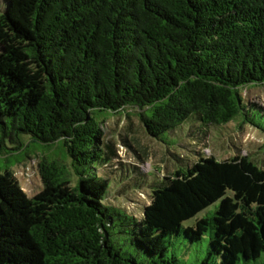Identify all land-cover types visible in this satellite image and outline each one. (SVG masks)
<instances>
[{
  "label": "trees",
  "instance_id": "obj_1",
  "mask_svg": "<svg viewBox=\"0 0 264 264\" xmlns=\"http://www.w3.org/2000/svg\"><path fill=\"white\" fill-rule=\"evenodd\" d=\"M251 83H264V0H5L0 154L21 147L22 136L62 142L77 182L67 165L37 157L42 187L29 197L0 171V264H183L166 256L170 238L198 242L207 232L202 264H264V165L253 154L194 151L185 170L151 184L137 218L108 202L98 169L121 172L129 183L119 193L142 169L121 163L93 116L131 107L148 135L187 126L202 145L210 128L263 112L240 92ZM217 200L210 215L182 225ZM115 234L144 259L116 247Z\"/></svg>",
  "mask_w": 264,
  "mask_h": 264
},
{
  "label": "rangeland",
  "instance_id": "obj_2",
  "mask_svg": "<svg viewBox=\"0 0 264 264\" xmlns=\"http://www.w3.org/2000/svg\"><path fill=\"white\" fill-rule=\"evenodd\" d=\"M4 7L5 0H0V11ZM240 92L246 102L253 100L264 107V83L247 84L240 88ZM249 115L252 122H246L243 114L240 113L229 123L219 125L218 128H210L209 136L204 144H196V148L195 141L187 135V126L181 131L178 130L175 135H172L171 132H164L159 138H155L147 134L134 108L125 107L116 112L94 111L95 119L104 121L102 129L105 140L115 142L121 156L119 159L121 163L136 165L142 169V175L141 173L136 175L137 173L130 171L131 175L127 180L133 178L135 180L126 193H119L121 186L129 183L126 178L121 180V172L118 173V176L110 174V172L103 175L98 169V173L108 179V191H110L107 196L108 202L124 208L126 212L139 218L142 208L149 202L151 184L158 182L162 175L174 169L185 170L188 161L197 157L194 152L197 150H200L204 156L212 155L218 160L226 159L235 153L253 154L250 158L255 159L256 163L262 167L264 165V108L263 112L253 108ZM123 136L128 137L132 146L143 158L140 159L133 149L122 143ZM21 140L23 143L21 147L0 154V171L10 170L27 196H33L42 187L36 167L37 160L35 158L37 157L45 156L49 160L55 159L67 165L71 183L77 182V176L72 170L71 160L62 142L44 144L33 141L28 136H22ZM218 204L219 200L185 220L182 225L184 227L194 225L196 219L210 215ZM112 240L122 252L133 255L138 261L144 259L143 254L129 244L124 234H115ZM209 241V232L198 242H190L182 234L172 236L166 256L174 255L183 264H202L208 251ZM261 260L262 257L248 264H256Z\"/></svg>",
  "mask_w": 264,
  "mask_h": 264
}]
</instances>
